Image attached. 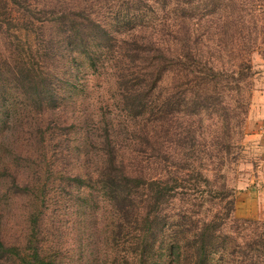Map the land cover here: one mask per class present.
Masks as SVG:
<instances>
[{
    "label": "trees",
    "instance_id": "1",
    "mask_svg": "<svg viewBox=\"0 0 264 264\" xmlns=\"http://www.w3.org/2000/svg\"><path fill=\"white\" fill-rule=\"evenodd\" d=\"M182 1L181 20H175L172 29L168 21H161V37L136 35L125 42L127 49L121 57H128L130 65L116 73L129 111L145 121L151 119V129L148 124L141 137L154 150L153 159L147 163H154L152 169L141 166L139 159L127 161L108 127L100 137L103 152L96 174L115 207L119 223L115 228L131 231V226L137 233L125 239L115 232L119 246L128 240L130 247L118 258V264H157L160 241L166 244L173 264H184L183 257L188 264H208L215 250L224 248L228 239L234 243L246 239V250L238 259L252 261L257 257L263 261L264 229L260 233L258 227H264V222L233 215L236 189L223 167L228 164L224 151L235 144L234 127L245 126L249 112L254 89L251 55L256 40L249 37L251 42L246 41L247 35L237 27L233 35L238 34L239 41H235L227 28L214 26L213 19L221 12L207 11L201 21L198 0H170V4L180 7ZM130 2L141 10L143 2L154 0ZM13 7L18 8L16 19ZM0 8L1 31L12 27L34 35L32 43L10 41L13 51L1 62L15 67L30 105L47 108L53 114L59 108L60 88L69 71L65 58L85 54L95 61L100 56L94 58L98 46L109 48L111 30L82 0H70L69 5L62 0H0ZM221 17L227 19L228 13L224 11ZM227 37L231 41L225 40ZM0 75H5L1 64ZM7 78L0 76V102L8 93L4 86ZM229 94H236V98L228 99ZM208 113L207 120L213 119L214 123L206 122ZM18 171L0 165V190L4 182V189L10 184L7 189H14L15 195L26 194L20 187L28 188V183L22 181ZM191 180L193 184H189ZM188 185H194L195 192L188 191ZM179 203L186 206L185 215ZM205 203H211L214 210H203ZM176 209L181 212L176 214ZM177 218L183 222L179 225H184V233L167 244L164 240L168 228L177 224ZM227 228H232L236 237ZM27 241L29 246L22 248L21 241L14 243L3 237L0 227V264H53L44 247H32L31 238Z\"/></svg>",
    "mask_w": 264,
    "mask_h": 264
},
{
    "label": "rangeland",
    "instance_id": "2",
    "mask_svg": "<svg viewBox=\"0 0 264 264\" xmlns=\"http://www.w3.org/2000/svg\"><path fill=\"white\" fill-rule=\"evenodd\" d=\"M62 1L64 5L70 3V0ZM82 1H87L96 18L111 30L110 50L98 46L99 53L94 58L100 56L95 61L85 54L76 55L74 59L65 58L69 71L60 88L59 108L53 114L48 113L47 108L30 105L15 75V67L1 62L13 51L9 48L10 41L29 40L32 43L34 35H26L19 28L0 30V64L5 73L0 76L9 77L4 82L7 96L0 102V165L19 170L17 173L22 181L28 183V188L20 187L26 194L19 195L13 193L14 189H7L10 184L5 189V183L1 185L0 227L3 237L14 243L21 241L22 248L29 246L27 238L32 239V247H44L49 263L118 264V258L130 247L128 240L119 246L115 232L125 239L137 233L131 226V231L126 227L115 228L119 224L115 207L96 174L103 152L100 137L108 127L126 160L139 159L137 162L145 168L151 166L152 169L154 163H147L153 159L154 150L149 141L141 137L148 124L151 129V119L145 121L129 111L118 87L117 69L130 65L128 57H124L126 60L121 57L127 49L125 42L136 35L161 37L164 33L161 21H168L171 25L168 28L172 29L174 21L182 18L184 1L180 7L177 3L176 6L170 4V0L143 2L141 10L132 6L130 0ZM198 1L201 21L207 11L210 14L221 12L214 17V26L227 28L232 36L239 27L243 35H247L246 41L251 42L249 37L256 40L251 55L254 89L249 112L245 126L232 125L236 140L234 146L227 148L230 152L224 151L228 164L223 167L230 185L236 189L233 215L264 222V0ZM12 9L13 18H18V8ZM172 10L175 11L168 14ZM224 11L228 13L227 19L221 17ZM238 36H234L235 41H239ZM232 95L236 98V94ZM230 96L228 99L233 98ZM208 116L209 113L205 114L206 122L214 123L213 119L207 120ZM40 128L44 129L43 133ZM211 129L213 133L215 124ZM87 155L90 156L88 160ZM193 186L188 185L186 189L195 192ZM212 206L205 203L203 210H210ZM178 208H183L181 211L185 215L186 206L179 203ZM175 212L180 213L177 209ZM178 218L177 224L168 228L164 240L167 244L184 233V225H179L183 222ZM258 229L261 233L264 227ZM227 232L236 237L232 228H227ZM246 242V239H237L236 243L228 239L224 248L215 250L208 264H264V260L257 257L252 261L237 258L243 257ZM167 253L166 244L160 241L156 247L157 264L174 263ZM182 262L188 264L189 260L183 257Z\"/></svg>",
    "mask_w": 264,
    "mask_h": 264
}]
</instances>
